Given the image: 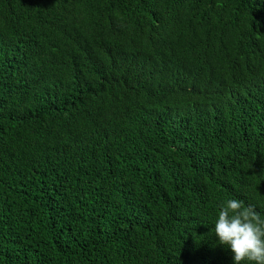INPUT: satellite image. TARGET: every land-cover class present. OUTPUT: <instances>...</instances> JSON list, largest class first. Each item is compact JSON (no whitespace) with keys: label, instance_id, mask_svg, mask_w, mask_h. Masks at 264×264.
<instances>
[{"label":"trees","instance_id":"trees-1","mask_svg":"<svg viewBox=\"0 0 264 264\" xmlns=\"http://www.w3.org/2000/svg\"><path fill=\"white\" fill-rule=\"evenodd\" d=\"M264 213V0H0V264H233Z\"/></svg>","mask_w":264,"mask_h":264},{"label":"clouds","instance_id":"clouds-1","mask_svg":"<svg viewBox=\"0 0 264 264\" xmlns=\"http://www.w3.org/2000/svg\"><path fill=\"white\" fill-rule=\"evenodd\" d=\"M233 254V264H264V213L239 198L223 200L212 230Z\"/></svg>","mask_w":264,"mask_h":264}]
</instances>
